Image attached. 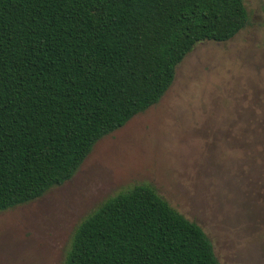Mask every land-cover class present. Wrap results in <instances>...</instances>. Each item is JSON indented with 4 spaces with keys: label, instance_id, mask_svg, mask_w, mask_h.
<instances>
[{
    "label": "trees",
    "instance_id": "obj_1",
    "mask_svg": "<svg viewBox=\"0 0 264 264\" xmlns=\"http://www.w3.org/2000/svg\"><path fill=\"white\" fill-rule=\"evenodd\" d=\"M249 23L243 0H0V211L71 179L197 44ZM63 264L220 263L200 225L139 184L76 225Z\"/></svg>",
    "mask_w": 264,
    "mask_h": 264
},
{
    "label": "rangeland",
    "instance_id": "obj_2",
    "mask_svg": "<svg viewBox=\"0 0 264 264\" xmlns=\"http://www.w3.org/2000/svg\"><path fill=\"white\" fill-rule=\"evenodd\" d=\"M226 42L197 44L158 103L100 138L68 181L0 211V264H63L76 225L148 184L213 245L220 264H264V0Z\"/></svg>",
    "mask_w": 264,
    "mask_h": 264
}]
</instances>
